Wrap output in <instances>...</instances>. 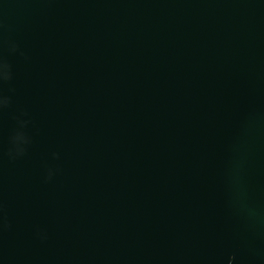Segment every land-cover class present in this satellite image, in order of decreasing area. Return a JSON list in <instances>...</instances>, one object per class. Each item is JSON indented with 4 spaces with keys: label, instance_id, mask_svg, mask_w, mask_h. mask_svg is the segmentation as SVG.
Listing matches in <instances>:
<instances>
[{
    "label": "water",
    "instance_id": "95a60500",
    "mask_svg": "<svg viewBox=\"0 0 264 264\" xmlns=\"http://www.w3.org/2000/svg\"><path fill=\"white\" fill-rule=\"evenodd\" d=\"M0 264H264V0H0Z\"/></svg>",
    "mask_w": 264,
    "mask_h": 264
}]
</instances>
